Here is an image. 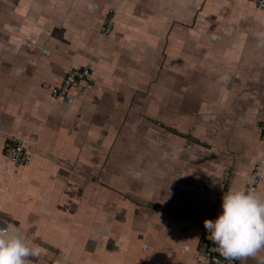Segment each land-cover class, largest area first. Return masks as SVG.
<instances>
[{"label":"crops","instance_id":"obj_1","mask_svg":"<svg viewBox=\"0 0 264 264\" xmlns=\"http://www.w3.org/2000/svg\"><path fill=\"white\" fill-rule=\"evenodd\" d=\"M263 124L249 1L0 0V225L40 246L26 264H210L204 221L264 170Z\"/></svg>","mask_w":264,"mask_h":264},{"label":"clouds","instance_id":"obj_2","mask_svg":"<svg viewBox=\"0 0 264 264\" xmlns=\"http://www.w3.org/2000/svg\"><path fill=\"white\" fill-rule=\"evenodd\" d=\"M222 209L204 221L208 238L226 258L256 256L264 249V198L254 189H230L223 193ZM40 252L19 231L0 225V264H26V258Z\"/></svg>","mask_w":264,"mask_h":264},{"label":"built area","instance_id":"obj_3","mask_svg":"<svg viewBox=\"0 0 264 264\" xmlns=\"http://www.w3.org/2000/svg\"><path fill=\"white\" fill-rule=\"evenodd\" d=\"M253 3L257 10L264 12V0H245ZM112 30L111 22H108L106 26V32L109 33ZM90 73V68L74 69L69 72L62 82L51 89L53 99L59 101L65 99L70 90L84 82ZM261 138L264 142V124L261 127ZM4 154L6 157L16 166H23L28 161V153L23 142L7 141L4 146ZM264 181V170L262 164H256L253 168L251 176L249 178V184L247 189H254L257 192L258 187ZM206 258L210 264H239L240 258H226L218 251V246L213 245V248L209 249L206 254Z\"/></svg>","mask_w":264,"mask_h":264}]
</instances>
